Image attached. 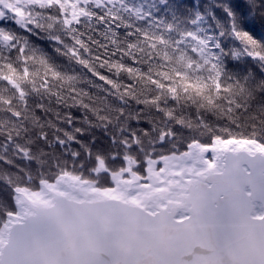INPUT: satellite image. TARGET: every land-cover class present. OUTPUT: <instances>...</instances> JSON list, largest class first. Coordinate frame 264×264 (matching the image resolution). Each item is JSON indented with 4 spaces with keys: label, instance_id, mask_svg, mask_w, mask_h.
<instances>
[{
    "label": "snow or ice",
    "instance_id": "snow-or-ice-1",
    "mask_svg": "<svg viewBox=\"0 0 264 264\" xmlns=\"http://www.w3.org/2000/svg\"><path fill=\"white\" fill-rule=\"evenodd\" d=\"M132 153L202 177L264 264V0H0V264H94L73 206L119 199Z\"/></svg>",
    "mask_w": 264,
    "mask_h": 264
},
{
    "label": "water",
    "instance_id": "water-1",
    "mask_svg": "<svg viewBox=\"0 0 264 264\" xmlns=\"http://www.w3.org/2000/svg\"><path fill=\"white\" fill-rule=\"evenodd\" d=\"M178 180L152 195L150 207L114 197L74 205L70 219L77 254L94 264H244L251 245L235 231L217 232L205 221L198 196L203 178L185 172ZM90 236L101 243L90 247Z\"/></svg>",
    "mask_w": 264,
    "mask_h": 264
},
{
    "label": "bare ground",
    "instance_id": "bare-ground-1",
    "mask_svg": "<svg viewBox=\"0 0 264 264\" xmlns=\"http://www.w3.org/2000/svg\"><path fill=\"white\" fill-rule=\"evenodd\" d=\"M164 164L165 168L168 166L170 174L169 178L163 179V177H165L164 174H159V182L157 184L148 183V186L142 189L139 194H132L131 192H128L124 186H121L120 198L127 199L145 207H150V199L152 195L159 191L169 190L171 184L179 183L178 177L182 173H189L188 168L182 162L178 163L171 158H167ZM174 194H176V192H174Z\"/></svg>",
    "mask_w": 264,
    "mask_h": 264
},
{
    "label": "rangeland",
    "instance_id": "rangeland-1",
    "mask_svg": "<svg viewBox=\"0 0 264 264\" xmlns=\"http://www.w3.org/2000/svg\"><path fill=\"white\" fill-rule=\"evenodd\" d=\"M166 159L167 158H164L162 161H159V163H161L163 165V167H161L159 169L156 168V163H157L156 161H150L149 162V170H148V174L146 177L138 175L136 172L131 171V169L136 166V163L134 161L130 160L129 161V168L125 169L126 171H129L130 179L128 181L122 183V185L125 186V188L127 189L128 192H131L132 194H139L142 191V189H144L146 186H148V184L145 185L147 180L149 183L157 184L159 182L158 175L160 174V171H162V169L165 170L166 175L168 174V166L166 168L164 167V165H165L164 163H165ZM141 181H145V182L141 183Z\"/></svg>",
    "mask_w": 264,
    "mask_h": 264
},
{
    "label": "trees",
    "instance_id": "trees-1",
    "mask_svg": "<svg viewBox=\"0 0 264 264\" xmlns=\"http://www.w3.org/2000/svg\"><path fill=\"white\" fill-rule=\"evenodd\" d=\"M130 2H135V0H130ZM149 2H151V0H149ZM37 43H40L39 41H37ZM130 156H131V159L130 160H132V161H134L135 163H136V156H137V154L136 153H132V154H130ZM105 159L107 160V156H105ZM129 160V161H130ZM118 167V166H117ZM133 172V171H132Z\"/></svg>",
    "mask_w": 264,
    "mask_h": 264
}]
</instances>
